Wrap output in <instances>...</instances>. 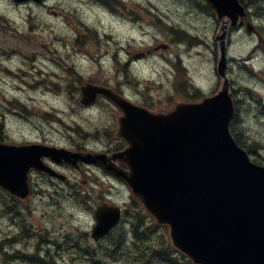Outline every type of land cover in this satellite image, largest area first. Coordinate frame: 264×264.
Segmentation results:
<instances>
[{
    "label": "rangeland",
    "instance_id": "374dc122",
    "mask_svg": "<svg viewBox=\"0 0 264 264\" xmlns=\"http://www.w3.org/2000/svg\"><path fill=\"white\" fill-rule=\"evenodd\" d=\"M144 1L147 0H132V3L147 7ZM149 1L168 15L165 18L171 28L187 33L188 39H178L171 28H167L168 35L163 37L162 31L160 35L157 27L151 25L147 11L135 6L129 8L126 0L114 15L110 11L106 13L97 0H46V5H17L13 0H0V123L5 142L20 144L42 136L52 139L64 135L70 137V144L73 140L75 144L84 135L83 129L96 128L98 121L113 123V112L106 103L86 110L81 107L79 88L85 82L127 87L133 98L151 104L156 111L189 101L188 96L195 89L204 96L216 93L221 86L216 74L219 42L215 40L220 25L206 8L205 0ZM250 11L263 41L247 35L245 29L229 36L228 75L239 107L235 124L257 145L251 158L264 163V116L258 115L264 108V10L250 7ZM163 44L169 45L168 50L154 51ZM128 60L133 61L132 65L122 69L119 61ZM186 85L194 89L181 91V86ZM105 180L83 173L71 177L67 264H98L86 254L92 252L91 248L84 249V245H95L84 233L94 221L89 204L96 206L107 201L105 196L116 198L119 192L123 199H129L125 189ZM35 185L38 192L25 205L9 201L8 194L0 190V243L14 240L5 254L19 256L7 258L0 253V264H40L22 258L19 224L27 217L28 225H39L41 228L34 236L41 246L51 240L44 229L60 224L61 215L68 213H56L38 195L49 188L53 192L56 187L42 181H35ZM80 192H89L90 201L83 197L76 200ZM162 232L163 229H158L154 233V242L162 241ZM25 246L28 252L36 247L34 242H25ZM136 252L137 255L130 256L129 249L122 251L120 246L115 254L110 251L118 260L101 258L100 264H146L140 250ZM60 253L57 256L65 254Z\"/></svg>",
    "mask_w": 264,
    "mask_h": 264
},
{
    "label": "water",
    "instance_id": "95a60500",
    "mask_svg": "<svg viewBox=\"0 0 264 264\" xmlns=\"http://www.w3.org/2000/svg\"><path fill=\"white\" fill-rule=\"evenodd\" d=\"M207 2L222 24L217 36L221 91L199 103L151 113L109 88L82 86V105L102 96L124 112L120 137L129 147L113 160L126 163L130 171L117 170L105 158L99 161L90 155L71 154L70 159L101 165L127 183L157 223L169 227L172 245L194 264H264V167L252 163L230 133L234 104L226 74L225 38L229 24L241 27L247 14L239 0ZM247 28L248 33L254 30L250 23ZM44 155L68 159L49 147L0 144V187L26 199L28 173L43 169ZM96 219L92 236L99 240L118 224L119 210L102 206Z\"/></svg>",
    "mask_w": 264,
    "mask_h": 264
},
{
    "label": "flooded vegetation",
    "instance_id": "af4514ba",
    "mask_svg": "<svg viewBox=\"0 0 264 264\" xmlns=\"http://www.w3.org/2000/svg\"><path fill=\"white\" fill-rule=\"evenodd\" d=\"M116 130V124L115 127L111 126L108 128V131L111 133L112 131ZM51 144H58V141H48ZM120 141H115L113 142V144L109 145V143H104L102 147L97 148L96 150L101 151L102 153H106V154H112L115 152H118L121 148L120 146ZM66 147L70 150V139L68 144H66ZM46 164H48L49 166H51L54 170H56L57 172L61 173V174H65L68 177V180L66 181L69 184V191H65V192H52V193H47V195L49 196V200H51V204L50 206L54 207H60V209H66L67 204L70 210V172H73V170L70 169V163H53L52 161H50L49 159H45ZM122 166V165H121ZM85 169H89V167H85ZM32 181L33 179H38L41 180L43 182L49 181L51 184L55 185V184H59V180L57 178H53L50 176H47L45 174H32L31 176ZM65 224H62L61 226H59L60 230V235L64 236L67 240V249H68V253H67V257L70 259V217L67 220H64ZM36 233V232H35ZM52 249V248H51ZM47 254H49L47 252Z\"/></svg>",
    "mask_w": 264,
    "mask_h": 264
},
{
    "label": "trees",
    "instance_id": "16d2710c",
    "mask_svg": "<svg viewBox=\"0 0 264 264\" xmlns=\"http://www.w3.org/2000/svg\"><path fill=\"white\" fill-rule=\"evenodd\" d=\"M244 4L248 5H259L257 3V0H241ZM208 9L210 10V8L208 7ZM2 140L1 136H0V141ZM242 146V145H241ZM243 148H245L244 146H242ZM246 149V148H245ZM139 232V227L135 230V236L139 237L138 235ZM142 244L144 245L143 252L147 255V257H149V255H151L150 253L153 251L151 249V247H149L148 242H146L145 240H141ZM168 247V246H167ZM154 257L152 260L147 261L148 264H152V263H162V261L164 262V264H192L189 260H187L185 257L182 256L181 258H176L174 256V253L172 251V249L170 247L168 248H161V250L157 249L155 247V251H154ZM181 260H184V263H182Z\"/></svg>",
    "mask_w": 264,
    "mask_h": 264
},
{
    "label": "bare ground",
    "instance_id": "6f19581e",
    "mask_svg": "<svg viewBox=\"0 0 264 264\" xmlns=\"http://www.w3.org/2000/svg\"><path fill=\"white\" fill-rule=\"evenodd\" d=\"M257 3H258L259 5H256V6H255V5L253 4V5H251V7H252V8L254 7L256 10H264V0H257ZM263 12H264V11H263ZM240 29H241V30H244V29L246 30V28H244L243 25L241 26ZM246 31H247V30H246ZM179 34H181V31L179 32ZM262 36H263V35H262L261 33H259L256 37L259 38V39L261 40V39H263ZM217 42H219L218 39H217ZM111 144H113V138H111V139L109 140V145H111Z\"/></svg>",
    "mask_w": 264,
    "mask_h": 264
}]
</instances>
